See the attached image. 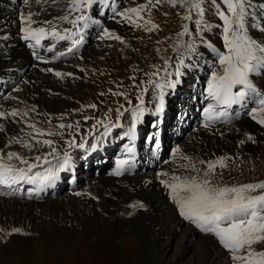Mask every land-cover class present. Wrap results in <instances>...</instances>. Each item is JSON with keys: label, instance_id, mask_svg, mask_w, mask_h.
Instances as JSON below:
<instances>
[{"label": "snow or ice", "instance_id": "snow-or-ice-1", "mask_svg": "<svg viewBox=\"0 0 264 264\" xmlns=\"http://www.w3.org/2000/svg\"><path fill=\"white\" fill-rule=\"evenodd\" d=\"M22 3L27 11L19 12L20 38L33 50L35 59L41 64H50L61 58L67 59L70 55L76 57L79 48L84 44L85 30L90 25L100 23L88 14L95 5L110 8L111 18L116 23H127L131 27L149 33L157 29L158 25L151 19H145L142 13L147 11L150 14L152 8L164 4L183 9L178 15H181V19L186 23L182 25V31L178 33V40L174 46L175 64L173 65L171 58H162L163 69L154 66L155 71L146 74L149 79L141 82V84L146 83L147 86L137 93L138 104L129 108L120 105L116 109L114 122L111 118V110L105 114L104 119L96 121L93 129L100 125L104 131L94 136L92 143L85 137H81L78 143L72 134L73 128L79 129V121L75 124L60 123L54 127H39L41 123L51 124L52 117L43 113L45 119L36 120L32 114H41L34 105H27L15 95L0 96V100L16 102L12 107H5L0 103V133L6 136L4 148L0 149V188L9 189V191H0V196L16 195L18 189L14 186L20 184L32 186L28 192L30 197L33 194L39 196L46 189L55 187L61 178V173L69 172L74 167L73 156L67 149L96 151L98 146L112 135L114 129H123V136L120 138L127 137L128 143L124 145L122 158L116 159L115 170L111 175L121 177L126 172H130L136 165L135 140L138 125L144 122L146 114L159 116L165 112L166 97L180 85L185 75L184 70L197 66L185 61L201 55L198 46L206 45L214 60L207 65L211 71L204 90L207 106L203 108L202 113L203 128L215 135L217 125H231L233 106L236 105L242 110L247 109L246 114L256 124L264 127V90L258 87L254 80L255 77L264 75V39L254 37L250 33V29H253L264 36V23L258 24L255 21L249 23L254 15L250 11L255 7L253 0H219V2L218 0H146L145 3H139L135 7H125L122 10L118 9L114 0L111 4L109 0H22ZM210 9L214 10L215 15L222 21V24L215 27L220 29L223 51L205 38V33L213 30V25L206 19ZM53 10L58 11L52 14ZM262 12H264V4L259 5L256 14ZM96 13L101 14L99 8ZM49 15L51 18H48ZM64 24L70 27H61ZM190 24L195 25V32L190 31ZM185 36H190L192 39L185 41L183 39ZM97 39L126 44L121 36L107 27L100 30ZM43 40H50L51 46L45 48L42 44ZM60 42H68L66 50H57V44ZM38 48H45L46 52L54 54L49 59L39 55L36 51ZM40 70L51 73L61 80L73 76V73L57 71L52 67ZM79 71L84 72L85 69L80 68ZM130 79L134 80L135 77ZM23 83L27 84L29 81L24 80ZM150 88L151 108L146 106L144 100V94H147ZM21 90L19 86L12 89L17 93ZM111 94L124 96L127 103L132 105V101L125 93ZM21 104L24 105L23 108L19 106ZM249 105L253 106L249 109ZM86 107L95 109L96 105L91 104ZM126 112L130 113V123L125 126L121 123V117H124ZM235 115L238 118L240 113L236 112ZM59 118L64 119V114ZM88 119L92 118H85ZM5 122L18 125V129L9 131ZM64 130H69L68 135L72 138L65 141L67 149L61 154L53 139H43V137L63 138ZM76 135H79L78 131ZM244 135L248 141L255 142L254 136L247 133ZM146 140L152 142L155 149L160 148V141L155 135L147 137ZM239 143L243 145L245 140L242 139ZM13 145H18L28 152L38 150L39 147H47L50 151L29 158L15 151L4 150ZM153 154L155 156V153ZM170 156L171 159L162 161L163 164L169 165L168 169L156 172L155 178L167 190L169 199L179 216L200 232L214 236L228 253L231 264H264V251H256L254 247L264 243V181L238 185L224 182V170L234 162L233 157L229 155L205 160L188 155L180 147H176L171 150ZM73 194L87 195L92 200L98 199L88 192L77 191ZM128 207L146 210L141 202L131 203ZM0 233L7 237L16 234L29 235L19 227L10 229L0 227Z\"/></svg>", "mask_w": 264, "mask_h": 264}, {"label": "bare ground", "instance_id": "bare-ground-1", "mask_svg": "<svg viewBox=\"0 0 264 264\" xmlns=\"http://www.w3.org/2000/svg\"><path fill=\"white\" fill-rule=\"evenodd\" d=\"M254 3L255 5L264 4V0H254ZM5 5L0 0V74L8 77L12 75L13 70L25 71L23 77L18 78L15 82V87L19 86L22 90L18 93L12 91L11 95L17 96L20 100L25 101L27 105H34L40 114L53 108L68 107L73 93L85 85L86 72H81L79 69L85 68L86 55L55 65L58 71L73 73L72 77L64 78L67 82L50 73L42 72L41 68L46 69L49 67L28 61L20 51L19 45L7 47V44L16 43L13 36L20 34L19 12L21 10L27 11V9L18 2H15L14 9ZM56 11L58 10H53L52 14H55ZM251 11H254V8ZM48 18H51V15ZM250 33L254 37L262 36L253 29H250ZM210 34L213 38L211 42L219 48L220 40L217 35ZM98 42L105 45L103 41L96 39L95 42L90 43L88 51L90 52L94 43ZM191 69L193 68L188 69V72L191 73L193 71H190ZM195 76L198 77V74H195ZM24 80L29 81V83L24 84ZM254 80L257 86L264 90V75L255 77ZM31 86L34 87V91H32ZM39 90L44 91L39 92ZM0 103L5 107H12L16 104L15 101L10 100H3ZM19 106L24 107L23 104ZM237 109L240 110L241 108ZM250 118H243L228 127H218L219 135H213L207 130H192L185 134L174 148L180 147L184 153L205 160L212 159L214 150L218 152L221 148L228 146L233 148V151L242 152L245 150L249 155H254L255 142L245 140V145L239 143L244 133H248L253 129L264 130V127L257 126L258 124L253 123V126ZM5 124L9 131L18 129V125L8 122H5ZM212 139L216 140V145L210 142ZM5 143L6 136L0 133V149L4 148ZM243 146L246 147L244 150ZM16 147L20 146L13 145L11 148L4 150L12 151V149H17ZM200 149L202 153H199ZM170 153L168 159H171ZM135 158L137 161H141V156L138 154H135ZM168 167L169 165L163 164L151 173L139 177H121L120 179L98 177L89 180L86 184L82 183L77 191L91 193L98 198L97 200H92L87 195H61L54 200L43 203L27 199H0V227L9 224L7 225L8 228H3L10 229L19 227L21 223L25 226L29 225L33 233L40 234L41 240L45 243L53 242L54 246L57 247L71 244L75 240V236H73L75 231L79 230L84 238L88 237L89 239V236H91L93 242L96 238L98 240L97 246L107 248L110 255H125L123 249H121V254L119 253L117 242L119 237L126 233L127 237L121 239V245L126 241L127 247L125 249L127 252L125 253L130 255L129 259L131 257L130 264H135L136 255H140L137 264H161L156 245L161 236H166L170 238L171 242H175L177 252L180 255L191 253L196 255L202 263L207 260L210 261L209 255H214L213 264H228V259H222V256L228 255V253H225L220 246L218 247L210 236L198 233L187 225L188 223L179 216L175 206L169 199L167 190L155 178L156 172L162 169L167 170ZM107 188H111L113 191L106 190ZM135 202L143 203L146 210L128 207L129 204ZM101 233L103 235L100 239ZM104 234L107 236L106 238L103 237ZM30 237L29 235L19 234L7 237L0 233V264H7L13 258L14 244H19L25 248ZM120 260L122 264H129L122 257Z\"/></svg>", "mask_w": 264, "mask_h": 264}, {"label": "rangeland", "instance_id": "rangeland-1", "mask_svg": "<svg viewBox=\"0 0 264 264\" xmlns=\"http://www.w3.org/2000/svg\"><path fill=\"white\" fill-rule=\"evenodd\" d=\"M145 2L146 0H121V10L125 7H135L137 4ZM253 4L255 5L254 0ZM221 6L223 7V5ZM178 12L182 13L183 9L172 8L169 5L164 4L162 6L152 8L150 14L147 11L142 13L145 19H151L156 25H158L157 29L151 33L146 32L143 29L131 27L127 23L122 22L118 24L115 20L107 23L106 25L108 29L121 36L126 44L121 45L117 41L110 40L103 41L105 45L101 44V42L94 43L93 49H91L90 52L88 51V48L85 53L82 54L83 57L86 55V61L84 63V69L86 72L84 87H81L80 89L76 90L75 93H73L68 107L63 106L60 109L53 108L50 111L46 110L45 113L52 117L51 124L41 123L38 126L48 128L54 127L60 123L75 124L77 121H79V129L73 128L71 130L72 134L79 143L81 137H85L87 139L91 138L95 134L99 133L96 131L103 129V127L100 125H97L95 129H92L91 127L96 124L97 120L104 119L105 114L108 113L109 110H111L112 120L115 121L117 115L116 109L119 108L120 105H123L126 108L128 103L124 96H114L111 93H125L128 99L134 103V101H138L136 96L140 89L147 86L146 83L141 84L142 81L146 82L149 79L146 74L155 71L154 66H159L161 69H163L164 59L162 58H171L172 63H175L176 52L174 51V46L178 40V33L182 31V25L185 24V22L181 19V15H178ZM165 13H167V15H165ZM206 19L213 25V30L211 32L205 33V37L208 38L210 43H212L211 41L213 38L212 34L210 33H214L215 35L218 34L219 37H217L220 40L219 49L223 51V43L219 35L220 29L215 27L216 25L222 24V21L219 20V18L215 15L214 10L211 9L207 12ZM189 28L190 31L195 32L194 24H190ZM97 36L93 42L96 41ZM259 38L264 39V36H260ZM183 39L188 41L191 40L192 37L185 36ZM200 47L201 46H198L199 52ZM197 60L198 58L195 59V62L190 61V64H196ZM197 70H201L198 65L190 70L192 71L191 73L188 72V69L184 70V72H187H185L186 74L182 77L181 81L184 82V85L186 84V87L190 88L193 82V80L190 79L197 77L195 74H198V77L200 76L199 73H196ZM130 77H135V79H130ZM62 81L67 82L65 79ZM134 85L139 87H135ZM179 88H183V85ZM31 89L32 91L35 90L33 86H31ZM44 90H39V92H43ZM101 93H104V95H101ZM144 100L148 104H152L151 88L147 94H144ZM91 104H95L96 108L93 109L86 107L87 105ZM252 106L253 105H251V107ZM121 111H123V109H121ZM61 114H64V119L59 118ZM33 117L34 119L40 121L45 119L42 114L39 116L34 115ZM86 117H91L92 119L85 120ZM123 119L126 120V113L124 117H121V122ZM250 122H252V125L255 123V121L252 119ZM64 131L65 135L63 138L59 136L43 137V139H53L55 141L57 150L61 154L65 149H67L65 141L72 138V136L68 135L69 130ZM77 131L79 132V135H76ZM249 133L255 137L256 148L254 155H249L247 151L245 152V146H243L244 151L242 152L233 151V148L230 146L221 148L218 150V152H216V150L213 151L214 156H212V159H215L221 155H229L233 157L234 162H232L230 167L224 170L223 173V181L228 184L238 185L264 181V130L259 131L258 129H253L247 134ZM244 134L242 139L247 140ZM210 142L215 144L216 140L212 139ZM16 148L17 149L15 150L12 149V151L18 152L21 155L29 158L34 157L35 155H43L50 151V149L47 147H39L38 150L32 152H28L21 147ZM200 150L199 153H202V150ZM106 190L112 189L107 188ZM7 225L5 224V226H1L8 228ZM187 225L194 230V228L191 227L189 223ZM19 228H24V231L26 229V232L29 233V236H31L28 238L29 245L27 244V246L24 248L19 244H14V256L7 264H53V259L54 264H122L120 260L121 257L130 264L131 257L129 259L128 257L130 255H126L125 253L127 252L125 249L127 247L126 241H124V243L122 242L123 245H121V239H125L127 237L126 233L122 234L117 242V249L119 253L121 254V249H123V254L125 255H110L108 254L107 248H99L97 246L98 240L96 238L94 239V242L91 241V236H89V239L88 237L84 238V235H82L79 230L75 231L73 235L75 236V240L72 241L71 244L69 243L63 247H57L54 246L53 242L45 243V241L41 240L42 238L40 237V234H37L36 232L33 233V230L31 231L29 225L25 226L21 223ZM102 235L103 233L100 234V239ZM103 237L106 238L107 236L104 234ZM210 237L212 239V236ZM212 240L214 241V239ZM216 244L218 247L220 246L223 249L220 244ZM175 245V242H171L170 238L166 236H161V238L158 240L156 249L159 251L161 264H213V259H215L214 255H209L211 260H207L205 263H202L199 261L200 259L196 255L191 253H188L187 255H180L177 252L178 249ZM254 247L256 251H264V243H259ZM97 249L99 251H96ZM223 250L225 253H227L225 249ZM138 258H140V255H136L135 264H137ZM222 259H228L227 263L231 264L228 255H223Z\"/></svg>", "mask_w": 264, "mask_h": 264}]
</instances>
